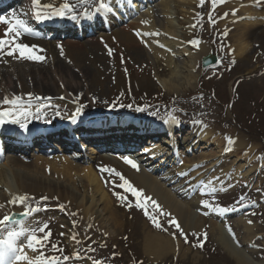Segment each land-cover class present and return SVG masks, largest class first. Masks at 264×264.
I'll list each match as a JSON object with an SVG mask.
<instances>
[{"label": "rangeland", "instance_id": "374dc122", "mask_svg": "<svg viewBox=\"0 0 264 264\" xmlns=\"http://www.w3.org/2000/svg\"><path fill=\"white\" fill-rule=\"evenodd\" d=\"M226 1L227 4H230L229 7H221L220 9L216 7L215 11L218 13L213 12L212 16L220 18L225 12L231 13L234 8L239 11L235 17L228 16L230 19L223 22L224 27L215 24L218 27L216 29H214V25H209V20H206L208 11L212 8L210 0H205V3L199 8L197 5L195 6V10H198L203 18L202 22H197L198 29L195 33L196 38L200 41L199 44L207 47V54L203 58L208 55L210 58H215L216 62L208 68H203L200 61L197 80L191 86L183 89L181 93H170L162 88L161 81L163 78L160 77L163 76L160 75V71L162 70L161 73L165 72L166 78L169 77V71L163 70L166 69L165 61L162 60L164 64L160 62V65L156 66L154 64L156 60L154 61L149 56L139 53L136 48H131L132 51L127 52L124 50L115 51L112 56L106 54L107 67L105 70H102L101 67L97 69L91 62L84 61L83 64L92 73L85 77L79 86L77 85L78 87L76 85H72V87L75 88L73 90H80L75 99L86 105L85 108L92 110L91 112L97 114L96 116L102 114V117L107 118L109 116L116 121L120 120L121 115L127 119L130 117L129 115L136 114L144 120H140L143 124L149 122V124L152 123L165 128L169 127L170 124H165L163 120L167 119L170 113L181 120L182 125H179L177 127L179 130L173 133L175 142L171 141V145H177L175 150L185 156L184 165L190 160H198L203 161L201 165L197 166L200 167V171L207 168V171L202 175L192 178L194 171L198 170L196 167L195 170L190 171L189 176H185L191 183L197 184V187L193 188L197 190V197L201 200L209 199L222 206H231L239 197L244 196V204L248 205L247 207H237V210L228 216L216 214L205 216L200 211L198 213L202 214L201 217H204L206 222L210 223L211 221L225 225L224 232L231 240H234L228 231V226H230L239 241V246L235 243L236 240H234V245L240 251L250 255V259L256 264H264V158H262V154H264V16H262L264 8L258 7V2L255 0ZM158 3L160 0L155 4ZM245 10L249 14L253 10H257V13H261V17L257 15L253 20L243 19L242 17L247 16ZM242 11H245L243 16L241 15ZM148 12L145 10L143 14L147 15ZM184 13L180 15L185 16ZM219 21L221 20L219 19ZM237 21L241 24L247 22L258 25L254 28L255 32L251 33L249 30V34L244 39L245 45L248 46V49L244 51V57H240L236 51H232L233 38L238 32L235 27L240 25L236 23ZM223 32H227L226 37L221 36ZM81 43L88 44L87 41ZM189 48L190 44L187 42L184 49L189 50ZM164 53L174 54L171 50H164ZM42 55L46 57L45 54ZM46 59L48 58L46 57ZM46 59L42 61L40 68L46 65ZM60 59L67 63L65 58ZM20 88H15V95L22 96L32 93L33 95L48 97L52 93L54 94V92L47 94L48 92L43 89L40 82H37L35 88L24 82ZM81 93H83L82 96ZM93 96L96 97L95 101L91 99ZM52 102L54 103V101ZM113 104L116 107H112ZM129 104L132 105V108L127 107ZM120 105H124V107ZM69 106L75 108L76 104L71 100ZM137 107H146L148 111L138 112L135 110ZM153 111H155V115L152 114ZM60 113L62 114V112ZM93 119H99V117L93 116ZM141 128L146 130L147 136L150 135L153 142H162L166 138L163 136L168 135V131L164 130L162 136H154L150 128L142 126ZM193 129L208 132L211 137L190 148V145L185 144L184 139L188 132L193 131ZM133 136L130 134V137ZM239 138L243 139L245 146L243 149L238 147L242 145L238 142ZM229 146L238 149L228 151ZM246 152H248L247 155ZM22 161L30 165L31 170L37 173V176H44L43 173L46 175L49 172L52 173L49 169L54 166L57 168L72 167V165L85 167L69 158ZM112 161L122 165V167L124 165L121 160ZM242 162L250 166L238 167L239 163ZM235 163H237L236 166ZM36 165L38 169L33 168ZM94 167L99 172V180L105 186L107 175L100 168H97L100 167L97 163L94 164ZM204 177L205 180H203ZM53 179L58 180L54 177ZM207 179L211 182L207 183ZM207 186H209L208 188L215 187L217 192L215 194L209 193L205 189ZM171 187L167 188L170 189ZM112 189H114L112 186L106 187V191ZM200 191H203L202 196H200ZM116 192L123 194L117 189ZM126 195L128 200H131L135 205V198L130 193ZM111 197L113 204L107 208L103 207L104 205L98 206L96 215L99 216L98 221L100 219L104 221V226L108 223L122 225L120 239L116 242H109L108 240L105 243V239H102L103 236L97 235L98 232L94 234L89 231L98 229L86 226L84 224L86 221L74 207L62 203L65 205V210L50 209V207L60 204L50 200L31 202V207H36L39 204L41 208L48 210L40 211L34 217H27L28 221L26 220L25 226L36 227L37 222L47 223V230H50L51 237L46 242L48 246L43 251L46 256H59L61 260L63 256H68L69 260L66 264H92L94 260H100L101 264H153L143 251L144 233L151 230L154 233L182 241L185 243L186 249L190 250L186 259H174V257L168 256L154 264H237L218 245L216 241L218 237L212 235L210 228L205 224H201L200 229L196 232L184 231L188 237L186 242L178 234V230L167 223L168 218L160 217V223L163 226L165 224L164 227L168 229L167 233H163V231L150 227L151 222L142 214L140 209L133 206L129 210L124 206L125 201L119 200L115 193ZM181 199L182 202H187L186 198L182 197ZM57 208L59 209V206ZM24 211L25 207L18 209L17 212L22 213ZM249 221H252L250 224L252 230L247 232L245 225ZM92 223L95 224V221ZM146 223L149 228H145ZM81 227H84L85 230ZM68 231L71 234L77 232L79 237L87 233V236L93 238L85 244L78 242L72 245ZM108 231L111 233V229ZM205 232L207 233L206 241L203 240ZM174 233L176 235H173ZM193 233L197 235H193ZM247 237H254L252 244L245 242ZM201 242L204 243L202 248L199 247ZM51 244L58 245L61 251L58 252L53 249ZM34 253H36V257L39 255V251ZM17 264H23V262H17Z\"/></svg>", "mask_w": 264, "mask_h": 264}, {"label": "bare ground", "instance_id": "6f19581e", "mask_svg": "<svg viewBox=\"0 0 264 264\" xmlns=\"http://www.w3.org/2000/svg\"><path fill=\"white\" fill-rule=\"evenodd\" d=\"M50 2L58 5L60 0H50ZM69 2H72V0H69ZM172 3L174 4L172 5ZM196 5L198 8L201 6L199 0H160V3L148 7L147 11L149 12L147 15L143 14V12L141 13V9L129 23L128 27L124 29L119 28L118 30H114V27L119 24L121 17L116 13H110L108 14L110 17V34H102V36L98 37V41L95 43H90L91 41L88 40V47L74 37L66 41L26 40V43L30 45L37 44L46 50L45 54L48 58L46 65L43 68H40L42 62L27 61L23 59L16 60L14 58H6L4 62H0V99L4 97L11 98L15 95V88L21 89L20 87L24 82L30 84L32 88H35L37 82H40L43 89L48 92L47 94L54 92V94L52 93L48 97L54 98L53 100L55 101L53 104L60 111H65L67 114L69 112V117L75 111V108L69 106V101L72 100L69 99V97H77L80 91L79 89L73 90L75 88H73L72 85L78 87L83 79L92 73L83 62H91L97 69L101 67L102 70H105L107 67L105 57L106 54H108L105 47L106 44L108 47L115 49V51L124 50L127 52L132 51L131 48H136L139 53L149 56V58H152L154 61L156 60L154 63L156 66L160 65V62L163 63L162 60H164L166 64H163L166 69L163 70L169 71V77L166 78L165 72L161 73L162 70L160 71V75L163 76L160 77L163 78L161 81L162 88L170 93H181L183 89L191 86L197 80L198 64L203 60V56L207 54V47L201 44L198 46L190 45L189 50L184 49L185 44H187L189 40L197 39L195 36L198 29L197 22H202L203 19L201 15L197 16V13L200 12L195 10ZM119 6L126 8L124 5ZM217 7L226 8L229 7V5L223 3L218 4ZM258 7L264 8V3H258ZM31 9L33 13L35 9L32 4ZM125 12H128L127 9ZM183 12H185V16L180 15ZM208 12L212 15L213 12L217 11L210 8ZM241 15H243V13ZM257 15L261 17V13H257V10H253L251 14L247 12V16L243 17V19L253 20ZM208 16L206 17V20H208ZM262 16H264V14H262ZM219 19L221 21H228L230 18H217L216 25L224 27L225 25L223 22H218ZM236 23L240 25L235 27L238 32L233 38L232 51H236L240 57H244V51L248 49V46L244 43V39L249 34L248 31L251 30V33L255 32L254 28L258 25L257 23L247 22L241 24L239 21ZM193 24H195L196 27H191ZM209 25L212 24L209 23ZM217 26L214 25V29L218 28ZM134 30L141 33H153V35L141 38L135 34ZM157 33H159V35H155ZM0 34H2V31H0ZM157 41L159 44H163L166 47L162 48L158 46ZM59 45L63 46L64 56L60 55ZM164 50H171L174 54L168 55L164 53ZM60 58H65L67 63L61 61ZM23 97L27 100V95H23ZM60 97H64V99H60ZM49 108L54 112V108ZM5 110H7V106H5ZM121 117L124 116L121 115L120 118ZM75 123H77V121ZM124 125L125 124H123V126ZM55 126L61 128L62 125L55 124ZM141 126L150 128L152 130L151 133L154 134V136H162V126L142 123L135 130L139 134L136 135L138 138L144 139V137L147 136L146 130H143ZM170 128L171 127H169V129ZM197 131L199 132L194 138L193 143H197L198 141L203 143L211 137L208 132L203 130ZM121 132L124 133L125 130H121ZM12 133H15V131ZM5 135H7V133ZM12 136H15L17 139L20 138V134H12ZM122 136L126 137L125 135ZM122 136L120 137L122 138ZM189 136L191 137L193 135L189 134L188 136H185V142L190 139ZM170 137L171 136L169 135V138ZM148 139L149 138H147V140ZM14 141L18 142L16 139ZM62 141L70 143L69 138L67 137ZM238 142L242 143L241 146H238L239 149H243L245 147L243 145V139L239 138ZM35 143L40 144V142L36 140ZM88 143H90V146L93 145L91 142ZM190 143L191 142H189V145ZM166 144V142H160L146 145L142 151L147 154L145 156L147 157L146 160L152 162L160 160L158 165H162L164 161L158 158V155L162 150L161 148ZM134 148H137V146H134ZM228 148L230 149L233 147L229 146ZM90 152L92 154L96 153L95 150H90ZM71 159L75 160L76 158L72 157ZM99 160L101 161L88 160L86 165H84L85 167L72 165V167L64 166L62 168H57L54 166L50 169L52 173L49 172L50 174L47 173V175L43 173L44 176L51 177L46 178L44 176H37V173L31 170L30 165L23 163L20 158L14 156L7 157L5 161L0 163V204L4 205L3 208H0V218L5 214L10 215L17 212L18 209L25 207V205L20 203H17L16 205L7 203L16 196L29 194L33 199L26 201L25 204L27 205H31L32 201H35L33 203H37L40 201L41 196H47L50 201L59 202L60 204L65 203L67 206L74 207L86 221L85 223L83 222L86 226L98 229H91L89 231L94 234L98 232L97 235L103 236L102 239H105V243H107L108 240L109 242H116L120 239L119 235L122 225L108 223L104 226V221L101 219L98 221L99 216L96 215L98 206L104 205L103 207L107 208L113 204L111 196L113 193H116V189L124 194V190L119 189L118 187L106 191V187L103 186L99 180V173L96 171L94 164L97 163L100 167H102V165H110V168H115L120 171L134 187L142 189L144 196L152 197L167 212H169L171 216L168 217V219L175 217L183 231L187 232L192 230L196 232L200 229L201 224H205L210 228L211 234L215 235L216 238L218 237L216 240L218 245L230 257H232L237 264H256L250 259V255L240 251L237 246L234 245L235 241L231 240V238L226 235L224 232L225 225L216 224L211 221L209 223L208 221L206 222L204 217H201L202 214H200V212L198 213V205L201 199L198 197L189 199L187 202H182L181 198L177 197L173 192L161 185L158 180L152 177V175L149 176L145 173H140L142 169L139 168V170H135L128 167L129 169L124 170L122 165L114 164L112 161L108 160V158ZM202 163L203 161L190 160L183 165V170L176 172L179 173L184 171V169H188L189 171L195 170L194 168ZM236 165L237 163H235V166ZM248 166L250 165L245 162L239 163L238 165V167L241 168H246ZM33 168L38 169V166H33ZM199 168L200 167H197L198 170L194 171L192 178L200 175L201 172L207 171V168L203 171H200ZM53 177L58 180H54ZM203 180H205V177ZM210 182L211 180L207 179V183ZM181 183H183L182 185H184L187 191H190L194 186V183H192V185L185 184L184 181ZM107 185L108 187L111 186L109 184ZM55 197H58L59 200L57 201ZM55 206L59 205H54L53 207ZM106 213L109 212L106 211ZM93 221H95V224L92 223ZM107 222L110 221L107 220ZM246 225L245 230L250 232L252 226L249 223ZM146 227L149 228L147 223L145 228ZM150 227L156 229L152 223H150ZM81 229H84V227H81ZM109 229H111V233L108 231ZM167 232L168 230L163 231V233ZM144 234L143 251L145 255L152 260L153 264L168 256H172L174 259H186L190 252L189 249H186L185 243L174 237L160 235L154 233L152 230L145 231ZM69 235L72 245H75L78 242L85 244L93 238L92 236H87V233H84V235L80 237L77 235V232L76 234H71V232H69ZM73 236H76L75 241L72 239ZM253 239L254 237H247L245 242H251L252 244ZM237 245L239 246V244ZM23 248L24 253L34 261L36 259V253L27 248L26 245ZM22 262L23 264H28L26 261Z\"/></svg>", "mask_w": 264, "mask_h": 264}, {"label": "snow or ice", "instance_id": "6c2138e0", "mask_svg": "<svg viewBox=\"0 0 264 264\" xmlns=\"http://www.w3.org/2000/svg\"><path fill=\"white\" fill-rule=\"evenodd\" d=\"M131 2V0H130ZM226 0H210L212 9L215 10L218 4L225 3ZM258 3H264V0H256ZM33 8L35 11L32 13L34 19L37 22H43L52 18H66L76 21L78 19H93L95 16L101 12L111 13L114 9L111 5L105 0H60L58 5H55L50 2V0H31ZM205 3V0H200V5L202 6ZM238 9H232L231 13L225 12L221 19H227L229 15L233 17L236 16ZM200 14L197 13V16ZM13 19L9 20L6 17H0V24L6 25L5 31L0 34V62H4L6 58H14L16 60H27V61H35L42 62L46 59V57L40 53L46 51L41 46L37 44H28L22 42V39L25 35L33 36L36 35V32L29 21L25 18H21L17 16L15 13L12 14ZM209 23L215 25L217 23V18L212 16L209 13L208 16ZM191 27H196L195 24L191 25ZM135 31V34L138 37L143 38L144 36H152L153 33H141L139 31ZM159 35V33L155 34ZM221 36L226 37L227 32L221 33ZM158 46L164 48L166 47L163 44H159ZM188 43L192 46H198L200 41L198 39H191ZM146 44V42H145ZM147 46V44H146ZM60 49V55L64 56V49L62 45L58 46ZM108 55L112 56L115 52V49L108 47L105 45ZM123 60V57H122ZM71 62V61H69ZM126 71V69H125ZM63 86V85H62ZM81 96L83 93L80 94ZM123 95V93H121ZM35 100L37 103L33 106L31 104L32 100ZM60 99H64V97H60ZM72 99V102L76 104L75 111L68 117L71 122L75 123L77 119L82 115L84 108L86 105H83L78 102L73 97H69ZM92 101L96 100V97L93 96ZM52 97H33L32 93L27 94V100L23 96L13 95L11 98L4 97L0 99V125L7 123L19 124L22 129L27 131L28 124L27 121L30 119H40L44 117L47 121V112L46 109L48 107H52L55 109L54 115L60 116L61 113L58 108L53 104ZM107 103V102H106ZM5 106H7V110H5ZM124 107V105H120ZM34 107V110H33ZM112 107H116L115 104ZM128 108H132V105H127ZM138 112H146L148 109L146 107H137L135 109ZM155 115V111L152 112ZM163 122L165 124H171L173 126H179L182 121L179 120L175 115L169 114L167 119H164ZM231 140V138H229ZM262 158H264V154H262ZM123 160L125 163L130 165L133 169L139 170V166L136 160L129 158L128 156H124ZM182 163V161L180 162ZM102 172L107 173L105 177V181L107 184L111 185L114 189L119 188L124 190L125 194H121L120 192H116L115 195L119 200L125 201V207L129 210L133 206L140 209L142 214L154 225L156 229L161 231H167L160 223V217L168 218L171 216L169 212H167L156 200H154L150 196H144L143 190L134 187L132 183L129 182L127 178L115 168H105L101 167ZM50 171V169H49ZM178 175L186 176L187 172L179 173ZM203 188V185H201ZM208 192L211 194H215L217 189L215 187L208 188ZM130 193L132 197L135 198V205L131 200H128L127 195ZM33 199L29 194H24L20 196H16L13 199L9 200L7 203L11 205H16L17 203L25 205V211L22 213H12L5 214L2 218H0V264H17V262L26 261L28 264H66L69 260L68 256H63L62 260L59 256H51L48 257L45 255L43 249L47 247V243L50 240L51 232L48 229V224L43 222H37L36 227H26L25 222L23 220H18L17 217H34V215L40 211H47V208H41L39 204L36 207H31L30 205L25 204L26 201ZM58 201L59 198L55 197ZM49 200L47 196H41L40 202H46ZM245 197L241 196L237 201L231 206H222L217 203L212 202L209 199H202L198 205V211L202 212L203 215L208 216L212 214L216 215H226L231 212H235L237 207L248 205L244 204ZM4 205L0 204V208H3ZM60 210H65L64 204H59ZM13 223L18 224L19 228L13 227ZM167 223L173 226L178 230V234L184 238L187 242V235L181 228V225L176 221L175 217H171L167 219ZM252 221H249L251 224ZM75 227V225H73ZM228 231L232 234L234 240L238 244L239 241L235 236V233L232 231L231 227L228 226ZM37 232L42 233L43 235H37ZM173 235H176L174 233ZM193 235H197L193 233ZM21 238L27 240V248L31 249L33 252L39 251V255L33 261L29 258V256L24 253V248L21 245ZM72 239L75 241L76 236H73ZM90 239V238H89ZM207 233L203 234V240L206 241ZM78 242V241H77ZM204 243L201 242L199 247H203ZM53 249H56L58 252L61 251L58 245L51 244ZM79 258V257H77ZM92 264H101L100 260L92 261Z\"/></svg>", "mask_w": 264, "mask_h": 264}, {"label": "water", "instance_id": "95a60500", "mask_svg": "<svg viewBox=\"0 0 264 264\" xmlns=\"http://www.w3.org/2000/svg\"><path fill=\"white\" fill-rule=\"evenodd\" d=\"M208 65V62L206 61V62H204V66L206 67Z\"/></svg>", "mask_w": 264, "mask_h": 264}]
</instances>
